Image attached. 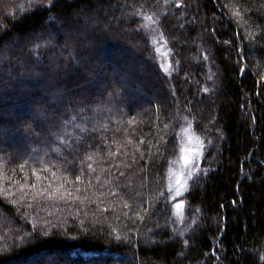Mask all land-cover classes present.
Masks as SVG:
<instances>
[{"label": "trees", "instance_id": "obj_1", "mask_svg": "<svg viewBox=\"0 0 264 264\" xmlns=\"http://www.w3.org/2000/svg\"><path fill=\"white\" fill-rule=\"evenodd\" d=\"M29 261L264 264V0H0V264Z\"/></svg>", "mask_w": 264, "mask_h": 264}, {"label": "rangeland", "instance_id": "obj_2", "mask_svg": "<svg viewBox=\"0 0 264 264\" xmlns=\"http://www.w3.org/2000/svg\"><path fill=\"white\" fill-rule=\"evenodd\" d=\"M146 21L147 27L152 29L155 33L153 36V42L157 49L161 65L167 71L171 72L172 64L170 62V52L167 45L163 38L159 36L153 18L149 17ZM107 57L105 58L107 59ZM35 76L36 75L30 76V78ZM181 120H183L184 123L179 134L178 152L170 166L167 178L168 190L170 194L176 198L174 213L178 217H182L184 212V205L183 202H181L180 197L188 189L193 174L201 169L205 153V142L201 137L195 134L193 124L187 119V115L184 114L181 117ZM40 259L44 260L46 257L43 255L41 258H38L37 261ZM32 263L33 262L29 261L26 264Z\"/></svg>", "mask_w": 264, "mask_h": 264}]
</instances>
